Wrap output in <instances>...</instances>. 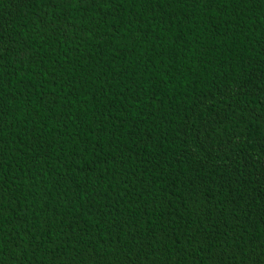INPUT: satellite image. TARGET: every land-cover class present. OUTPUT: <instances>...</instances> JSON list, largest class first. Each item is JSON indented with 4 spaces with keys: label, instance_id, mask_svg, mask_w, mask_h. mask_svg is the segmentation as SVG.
Instances as JSON below:
<instances>
[{
    "label": "trees",
    "instance_id": "trees-1",
    "mask_svg": "<svg viewBox=\"0 0 264 264\" xmlns=\"http://www.w3.org/2000/svg\"><path fill=\"white\" fill-rule=\"evenodd\" d=\"M0 264H264V0H0Z\"/></svg>",
    "mask_w": 264,
    "mask_h": 264
}]
</instances>
